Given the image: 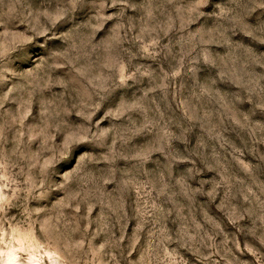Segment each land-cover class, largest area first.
Returning a JSON list of instances; mask_svg holds the SVG:
<instances>
[{"label":"rangeland","instance_id":"374dc122","mask_svg":"<svg viewBox=\"0 0 264 264\" xmlns=\"http://www.w3.org/2000/svg\"><path fill=\"white\" fill-rule=\"evenodd\" d=\"M264 264V0H0V264Z\"/></svg>","mask_w":264,"mask_h":264},{"label":"bare ground","instance_id":"6f19581e","mask_svg":"<svg viewBox=\"0 0 264 264\" xmlns=\"http://www.w3.org/2000/svg\"><path fill=\"white\" fill-rule=\"evenodd\" d=\"M36 264V263H35Z\"/></svg>","mask_w":264,"mask_h":264}]
</instances>
